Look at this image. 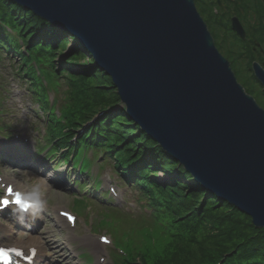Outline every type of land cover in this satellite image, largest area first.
Returning a JSON list of instances; mask_svg holds the SVG:
<instances>
[{"label": "water", "instance_id": "obj_1", "mask_svg": "<svg viewBox=\"0 0 264 264\" xmlns=\"http://www.w3.org/2000/svg\"><path fill=\"white\" fill-rule=\"evenodd\" d=\"M14 1L75 35L132 118L264 228V107L238 81L195 0ZM231 26L246 37L238 16ZM252 69L264 89V64Z\"/></svg>", "mask_w": 264, "mask_h": 264}, {"label": "trees", "instance_id": "obj_2", "mask_svg": "<svg viewBox=\"0 0 264 264\" xmlns=\"http://www.w3.org/2000/svg\"><path fill=\"white\" fill-rule=\"evenodd\" d=\"M195 2L237 78L264 106L263 86L252 69L253 61L264 63V0ZM233 15L240 18L246 37L233 30ZM3 51L18 59L33 84L39 81L33 64L37 57H42L38 64L57 77L62 75L59 70L66 74L71 104L63 109L66 124L55 112L49 114L52 154L68 161L84 142L108 147L123 175L141 186L155 223L174 235L172 245L160 254L152 252L143 264H218L220 260L221 264H264V228L197 181L124 107L117 106L120 94L113 78L72 33L14 0H0V55ZM101 112L74 143L78 129Z\"/></svg>", "mask_w": 264, "mask_h": 264}, {"label": "rangeland", "instance_id": "obj_3", "mask_svg": "<svg viewBox=\"0 0 264 264\" xmlns=\"http://www.w3.org/2000/svg\"><path fill=\"white\" fill-rule=\"evenodd\" d=\"M41 59L42 57H37L34 60L35 67ZM15 62L13 56L10 57L3 51L0 57V114L3 111L2 117L14 123L15 140L10 145L7 141L12 138L5 140L0 137V146L9 153H15L17 150L19 142H16V137L25 134L32 137L44 135L48 112L41 106L44 104L42 97L55 99L56 105H59V113V108L71 104V88L66 79L58 78L42 66L38 67L37 71H43V79L40 78L43 81L35 86L27 77L29 75H19ZM27 143L31 144L30 149L19 153L25 157L26 154H31L26 162L17 165L0 159V197L4 190V185L1 184L3 180L13 181L27 195L40 197L42 204L38 207L40 209L33 213L35 217L32 218L33 222L36 218L38 222L25 221L15 225L10 220H3L5 216L0 215V229L12 232V239L19 242L31 234L35 235L36 240L48 248L47 252L50 253L42 258L41 264H121L126 261V256L131 260H145L152 252L160 254L169 244L172 245L174 235H171L170 229L155 223L157 219L152 215L154 211L144 209L145 205L137 198L138 191L131 189L130 185L121 180L119 172H114L113 159H105L110 165L104 164L106 166L101 170L98 163L95 164L94 170L102 172L99 178L104 179V191H107L109 186L116 189L119 196L114 197V200L117 203L110 201L109 193L107 198L103 197L102 191L98 192L99 197L96 200L77 199L75 192L79 191L78 187L68 189L72 185L67 172L73 174V163L55 168L57 161L52 158L46 160L41 155L39 160L34 156L37 154V146L34 145L36 141L28 140ZM102 149H96L97 157L101 155ZM74 175L72 179L77 177V173ZM83 177L95 179L85 173ZM92 191L94 193L95 190ZM70 209L78 215L76 226L69 224L59 213ZM164 218H168V215ZM145 219L150 221L145 223ZM102 235H105L106 240H101ZM120 248H123L126 254L120 251Z\"/></svg>", "mask_w": 264, "mask_h": 264}, {"label": "snow or ice", "instance_id": "obj_4", "mask_svg": "<svg viewBox=\"0 0 264 264\" xmlns=\"http://www.w3.org/2000/svg\"><path fill=\"white\" fill-rule=\"evenodd\" d=\"M8 197H11L9 199ZM9 204L27 205V201L22 197L20 192H15L11 186L6 189V193L3 197H0V207H7ZM69 220L74 221L69 213H63ZM106 240V238H104ZM14 248L0 247V264H11V253L15 252Z\"/></svg>", "mask_w": 264, "mask_h": 264}, {"label": "bare ground", "instance_id": "obj_5", "mask_svg": "<svg viewBox=\"0 0 264 264\" xmlns=\"http://www.w3.org/2000/svg\"><path fill=\"white\" fill-rule=\"evenodd\" d=\"M181 166L184 167V165L181 163ZM4 181V180H3ZM5 183H8V184H12V185H15V183L13 181H10V182H5ZM20 186L18 185H15V188L16 189H20L19 188ZM39 198H37L36 200H38ZM3 228L0 229V241H6V242H12L14 244H17L19 245V247H23V248H26L27 250H37V252L40 250V254L39 256H42L44 255V253H48L50 254L49 252H47V249L48 248H45L43 247L37 239V237L33 234L27 236L25 239H23L21 242L19 241H14L12 238V232L8 231L7 229L3 232ZM72 240H74V238H72ZM32 258H35L34 256ZM18 260V258H17ZM42 259L40 258L39 261H41Z\"/></svg>", "mask_w": 264, "mask_h": 264}]
</instances>
